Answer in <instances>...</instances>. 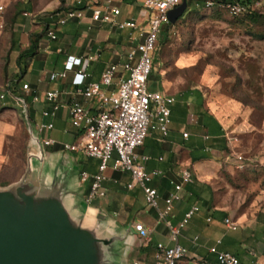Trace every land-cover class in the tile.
I'll return each mask as SVG.
<instances>
[{"label": "crops", "instance_id": "crops-1", "mask_svg": "<svg viewBox=\"0 0 264 264\" xmlns=\"http://www.w3.org/2000/svg\"><path fill=\"white\" fill-rule=\"evenodd\" d=\"M62 1L65 8L73 6L77 1L90 8L76 10L84 12L82 19H71L64 26L56 27L55 21L64 11L54 15V18V13L46 15L45 12H36V6L30 0H2L6 11L4 30L0 34V73L3 74L7 70L14 76L24 70L17 90L21 92V85H28L32 96L37 98V101L33 102L32 97L30 102L35 138L40 139L43 136L37 132L36 125L42 121L41 112L50 108L44 100L45 93L51 90L66 93L62 95L61 107L52 119L54 128L46 134V137L55 141V145L44 149L43 163L33 161L32 183L43 195H46V192L52 194L57 188L56 196L72 224L86 232L94 233L99 239L112 240L109 245L103 247L105 264H128L132 261H138L139 264H156V245L161 243L172 246L173 242L165 223L159 219L158 211L146 207L143 192L140 189L126 190L129 175L109 168L105 172L106 181L103 184L105 197L87 204L86 196L90 189L91 176L97 172L98 161L63 149V144L78 142L83 137V131L73 127L69 121L70 103L77 101L91 113L100 110L96 98L85 100L80 96L67 94L73 91L72 80L80 67L74 66L72 70H68L65 78L55 81L49 79L50 74L62 72L66 64L96 55L97 59L90 62L85 70L88 75L85 83L98 82L106 66L123 62L127 50L136 43L137 31H120L109 24L93 22L90 18L92 10L107 6L116 7L120 10L117 21L133 19L140 25L146 22L147 13L137 7L138 0ZM60 2L61 0H46V9ZM9 26L8 39L4 31ZM50 31H55L56 39L51 40L48 37ZM31 37L37 42V51L19 66L18 57L29 47ZM160 57L154 55L152 69V75L157 74V86L151 90L148 85V89L174 99L170 105L169 131L166 137H162L158 130L150 129L139 151L150 157L145 163L148 171L162 172V176L153 181L160 196V210L164 208L163 200L173 190L169 191V186L173 187V184L179 182L180 172L188 169L193 174L194 182L183 186L181 201L175 204L171 215L167 217V220L176 226L192 206L199 208L178 238V243L188 252L187 257L179 264H190L192 259H203L208 264H216L215 257L208 253L207 248L218 240V250L235 255L241 264H264L260 261V255L250 247L249 241L242 234L236 233L241 231L238 222L228 215H223L226 212L215 208L208 210L206 206V201L211 197L213 199L214 190L210 179L214 175L212 169L217 167L214 158L222 157L225 153L220 147L228 146V140L234 132L243 131L246 125L251 128L255 126L251 123L252 117L249 121L238 118L242 110L248 107L234 99L219 101L213 98L211 82L202 71L190 66L187 68L191 71L189 76L181 74L176 70L177 61H174L176 66L165 67ZM168 65L169 63L166 66ZM116 90V84L104 88L107 95L115 93ZM2 95V100L7 102L4 107L17 109L21 113L28 134L27 159L28 150L31 148L37 152V149L31 145L24 111L8 93L2 91ZM218 105H221L222 109L218 108ZM30 126L32 127L31 123ZM83 174L87 176L86 179L82 178ZM190 186L202 187L197 197L194 192L188 191ZM226 218L237 224L235 231L226 228ZM136 224L149 230L150 235L147 238L140 237L133 228ZM220 230L222 234L219 233ZM194 237H197L196 244L192 241Z\"/></svg>", "mask_w": 264, "mask_h": 264}, {"label": "built area", "instance_id": "built-area-1", "mask_svg": "<svg viewBox=\"0 0 264 264\" xmlns=\"http://www.w3.org/2000/svg\"><path fill=\"white\" fill-rule=\"evenodd\" d=\"M186 0H138L137 7L147 13L146 22L142 25L135 20L117 21L120 10L116 7H104L94 9L91 20L102 24H109L118 30L137 31V40L133 47L125 53L123 62L111 63L102 72L98 82L85 83L88 76L86 68L97 59L96 55L87 58H79L66 64L62 72L50 74V81L66 77V72L77 66L79 69L72 80L73 91L67 94L80 96L85 100L96 98L100 110L91 113L82 104L72 101L68 107V117L71 125L83 131L80 141L72 144H63L65 151L80 153L87 158L98 161L97 172L91 176L90 189L86 196L87 204L98 198H104L106 191L103 187L106 181L107 169L125 172L129 175V182L125 185L126 190L140 189L143 192L146 207L158 211L159 219L165 223L169 232L172 246L157 244L154 252L156 264H178L187 257V250L178 243L182 230L192 217L199 211L198 206H192L176 225L168 220L176 203L182 199L183 186L194 182L193 174L188 169H183L179 174V182L173 184V190L169 192L164 201V208L159 209L160 196L157 188L152 185L153 181L162 176L159 170L148 171L145 163L150 160L148 155L138 150L143 146L150 129H156L162 137H166L170 124V105L174 102L172 97L151 92L148 89V79L152 71L153 52L160 33V26L168 22V13ZM206 11H219L231 18H241L249 14L264 15V0H201ZM76 4H80L77 1ZM69 7V6H67ZM86 6L85 10H89ZM5 6L0 0V34L4 30ZM83 11L68 9L62 16L57 17L56 27H62L71 19H82ZM51 40L56 39L55 31L48 32ZM73 60V59H72ZM117 85V90L107 95L104 88ZM22 90L29 91L28 85H23ZM60 90L47 91L44 100L50 105L48 110L41 112L42 121L36 125V130L43 136L39 139L41 147L55 145V141L46 137L54 128L52 119L58 113L62 95ZM4 96L1 95L0 99ZM21 109L26 112L27 104L21 97H11ZM37 98L33 97V102ZM240 168L243 167L242 157H237ZM86 179L85 174L82 175ZM209 221V219H207ZM224 225L230 231L237 229V224L230 218L224 220ZM135 232L142 238H147L150 231L141 225L133 226ZM196 244L197 237L193 238ZM220 241L207 248L213 255L216 264H241L240 260L229 252L218 250ZM128 264H139L132 261ZM190 264H208L205 260L192 259ZM248 264H254L250 262Z\"/></svg>", "mask_w": 264, "mask_h": 264}, {"label": "rangeland", "instance_id": "rangeland-1", "mask_svg": "<svg viewBox=\"0 0 264 264\" xmlns=\"http://www.w3.org/2000/svg\"><path fill=\"white\" fill-rule=\"evenodd\" d=\"M30 1L36 12L46 15L63 8L60 3L46 9V0ZM9 31L10 26L4 31L8 39ZM162 40L167 41L158 46L154 55L161 56L165 67H174L177 61L176 70L189 76L191 71L187 68L195 66L209 78L213 98L234 99L248 107L238 118L249 121L252 117L255 126L246 125L243 131L234 132L228 140L229 151L214 158L217 167L212 169L214 175L210 179L214 190L212 208L226 212L238 222L241 231L236 233L249 241L264 263V16L254 20L231 18L223 12L206 11L201 0H188L186 11L175 24H161L159 43ZM152 74L151 71L148 79L151 90L158 83L157 74ZM11 77L7 70L0 73V96ZM6 103L0 99V189L23 176L27 161L24 121L20 111L7 109ZM24 115L30 124L26 112ZM239 156L243 159L242 168Z\"/></svg>", "mask_w": 264, "mask_h": 264}, {"label": "water", "instance_id": "water-1", "mask_svg": "<svg viewBox=\"0 0 264 264\" xmlns=\"http://www.w3.org/2000/svg\"><path fill=\"white\" fill-rule=\"evenodd\" d=\"M186 4L183 1L168 13L170 24L183 16ZM26 125L37 152L30 148L23 176L0 189V264H105L103 247L112 240L72 224L56 196L57 188L43 195L32 183L33 161L43 163L45 158L35 131L29 122Z\"/></svg>", "mask_w": 264, "mask_h": 264}, {"label": "trees", "instance_id": "trees-1", "mask_svg": "<svg viewBox=\"0 0 264 264\" xmlns=\"http://www.w3.org/2000/svg\"><path fill=\"white\" fill-rule=\"evenodd\" d=\"M188 0H186V3H187ZM63 6V1L61 0L60 2ZM86 7L83 6V4L80 2L79 5H76L74 4L73 6H69V7H63L61 10H58L57 12H54L53 16L60 13V11H66L68 9H72V10H83L85 9ZM219 12V11H218ZM261 17V16H264L263 14H249L247 16H244V17H248V18H251L252 20H254L256 17ZM169 39V38H168ZM167 39V40H168ZM167 40H162L161 43H159V37H158V40L156 42V46H155V50L153 52V58H154V54L156 52V50L158 49V46L160 45H163L165 41ZM37 51V42L36 40H34L32 37L30 38V44H29V47L26 48L25 50H23L19 57H18V65L21 66L22 63H24V61L27 59V58H30L32 56L35 55ZM152 69H153V63H152ZM24 73V70H20V72L14 76L11 77V79H8L5 84H4V87H3V91L8 93L11 97H21L24 99V101L26 102L27 104V112H28V116H29V120H30V123L32 124V119H31V106H30V102L32 100V94L30 91L28 92H25V91H22L19 92L17 90V86L19 84H21V77ZM24 84L21 85V87H23ZM24 111V110H23ZM24 113V112H23ZM34 124V123H33ZM28 135V134H27ZM220 149L222 151H224L225 153H227L229 151V148L228 146H222L220 147ZM141 153V152H140ZM152 185L154 186V183H152ZM171 189H173V187L170 185L168 190L170 191ZM194 189V190H193ZM202 190V187H196V186H190L188 188V191L190 192H194L193 194H195V197L198 196V192H201ZM212 197L209 201H206V206H207V209L210 210L212 208ZM223 215H227L226 213H224Z\"/></svg>", "mask_w": 264, "mask_h": 264}]
</instances>
